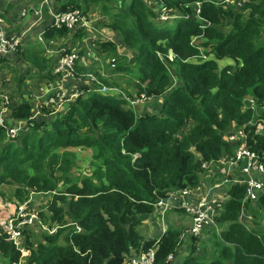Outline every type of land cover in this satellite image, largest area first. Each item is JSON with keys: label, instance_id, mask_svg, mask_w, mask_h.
<instances>
[{"label": "trees", "instance_id": "1", "mask_svg": "<svg viewBox=\"0 0 264 264\" xmlns=\"http://www.w3.org/2000/svg\"><path fill=\"white\" fill-rule=\"evenodd\" d=\"M91 2L105 16V25L135 52V63L124 66L125 56L111 41L97 45L114 56L115 72L129 75L130 93L125 92L146 98L139 107L128 106L123 93L112 90L113 82L101 78L107 92L80 81L81 94L55 119L36 118L30 101L10 104L9 120L25 122L27 128L8 140L0 127V196L9 202H25L33 194L51 198L47 211H39L47 227L40 228V241L31 240L30 228L24 231L30 254L22 258L4 233L0 257L8 264H128L153 247L156 264H176L181 235L189 234L192 218L179 207L163 212L158 202L185 188L215 186L206 178L210 170L222 181L234 177L222 174L218 164L238 144L224 139L227 131L247 132L249 148L264 162V132L256 130V121L264 118V0L241 7L221 0H53L60 12L87 13ZM163 12L174 21L161 24ZM68 32L49 26L44 38ZM71 33L76 40L85 31ZM26 43L17 58L34 69H29L32 74L72 90L54 71L61 55H47L37 36ZM68 47L65 53L74 48ZM89 71L85 58L75 60L74 78ZM246 98L256 99V112L244 109ZM150 105L156 110H148ZM42 109L51 111L45 104ZM80 146L92 152L83 176L84 160L75 150ZM225 190L228 198L216 217L219 231L210 227L207 238L213 257L208 261L200 254L202 249L209 256L206 240L189 235L192 250L182 264H264V192L250 200L241 182L226 184ZM172 211L182 213L180 225L171 221ZM148 217L160 229L151 237L142 229ZM197 246L200 253L193 254Z\"/></svg>", "mask_w": 264, "mask_h": 264}, {"label": "rangeland", "instance_id": "2", "mask_svg": "<svg viewBox=\"0 0 264 264\" xmlns=\"http://www.w3.org/2000/svg\"><path fill=\"white\" fill-rule=\"evenodd\" d=\"M19 1L22 2L25 0H19ZM30 1H34V0H26L25 2H22V4H26V6L22 7L21 10L18 9L20 11L21 16L22 14H24V12H26V10L27 11L30 10V8L28 7ZM147 1L149 4H152L153 2V0H147ZM12 2L17 3L18 0H6L4 5L6 6L8 4H11ZM221 2L227 5V2H223L222 0ZM37 4L39 6H43L44 13H45V8L48 7L52 10H57L55 8L57 6L54 5L53 0H41ZM16 5L19 6L20 5L19 2ZM20 14L17 13L18 15L17 16L13 14L12 11L9 12L10 18H12L13 20L11 24L13 26L9 27V30L11 32L14 33L17 32L18 34H20L23 31L26 32V30H29L31 26H33L30 29L29 31L30 33L27 36V38L25 37L24 41L20 44L21 47L22 46L26 47L27 45L26 39L29 40L31 38L36 39V36L38 35L37 30L39 28H38V23H36L37 16H34V13L31 12L30 10L28 16L25 17L22 16V18L24 19L23 21L20 19ZM84 14L87 16L90 25L92 24L93 26V30L91 31L90 36L83 35L82 37L77 38L75 40L73 39V34L68 32V35L52 37L49 38L48 41H46L43 35H39L40 42L44 44V47L47 48V51L42 46L43 49H45L46 54L49 56L50 54L59 55L64 51H66L69 48L68 46L70 45L73 46L76 43L77 47H75L76 49L72 51V53L75 52L79 56L78 58L86 59L87 66H90L93 70V71H89L91 72L90 74L93 75L95 74V76L100 80V82L101 83L103 82L106 85H107V83H105L106 80L113 82L114 87L112 88V90H118L121 93H123L122 95L129 102L128 106L133 107L134 105V107H139L141 105V101L136 103L133 100L142 97V95L137 96L136 91L133 92L131 89L130 90L134 94L133 96H129L126 93V92L130 93L127 87V81H125L127 80V77L129 75L124 70H119L115 72L114 70L116 68V65H115L114 56L108 57L107 54L104 53L106 50L102 52V50L97 44L99 42H106V41L113 42L117 48V51L120 54V57L125 56V60L121 61V62L125 61L124 66L132 65L135 63V52L129 49L128 46L121 41V37L117 31L105 25L104 23L106 21L105 16L98 10V8L96 9V6L93 4V2L89 4L88 12ZM163 18L165 17L163 16ZM163 18H162V14L158 17V19H160L159 22L161 24H164L165 22L174 21V18H168L166 21H161ZM107 20L111 21L112 19L108 18ZM5 22L8 25L9 19L6 18ZM51 50L53 51L51 52ZM13 54H14L13 58H8L4 62L1 61V59L3 58H0V127L5 128L6 139L8 140L10 138L17 137L20 133L26 131L27 128L25 122L9 120L11 103H14L18 100L30 101L35 106L34 111L36 112V118L40 120L44 118L50 120L53 117L54 119L57 118L60 115L59 112H64L65 110H67L70 107V105H68L70 101L77 98L81 94V88H83L84 85L80 81H86V85L89 86L91 89L93 88L95 89L98 86L96 81L91 80L92 76L89 77L87 74L80 76L82 80H79L78 78H74L72 75L67 78L64 74H62V79L64 81H68L69 83H71L70 87L72 90H66L67 95H63V93H57L56 95L52 96L57 90H59V84L54 86L50 81L41 79V76L35 75V73L33 75L30 70L33 71L34 69L31 68L26 61L17 58V51L13 52ZM11 55L12 54H9V56L7 57H12ZM165 64L166 66H168V63ZM169 67L171 68V65H169ZM97 73H99L100 77ZM20 78H21V82H19ZM101 78L104 79L105 82ZM75 90H78L80 94L74 98L72 96V93ZM50 96L54 98L51 100L52 102L45 103V101L43 100L48 99V97ZM161 98L163 100L164 97L162 96ZM42 104L47 105L51 111L49 113H44L42 109ZM125 106H127V104ZM244 109H247V107L244 106ZM148 110L155 111L156 107L150 105L148 107ZM253 111L256 112L257 109H253ZM260 119L262 121L261 123L263 124V127H258L257 124L256 126L260 132H264V118H260ZM228 132L230 131L225 132L223 137H226V134ZM230 143H234V140H231ZM75 150H77L76 157L79 156L81 160H84V162L81 164V169H82L81 176H83V174L86 172V169L90 165L92 152L91 149L88 148V146H80ZM215 166L216 165H213V167ZM239 167L240 165H232L231 171H236L234 169ZM223 170L226 169L223 168ZM211 171L212 173L210 174ZM208 174L209 175L207 179L212 178L213 181L215 182H219L223 178L221 177L222 176L221 174L213 173V170H210ZM75 175L78 176L79 171H77ZM226 184L228 183H223L222 185H226ZM221 188H223V186ZM259 189L263 190L264 187ZM217 193L221 195L222 190H218ZM247 196L250 199L252 198L249 193L247 194ZM31 198H32V205L37 207L38 212L42 210L47 211L48 205L45 206V204L51 198L49 194H33ZM21 203L23 202H9L6 199H3L2 196H0V235L6 233L5 229L7 223L9 219L12 218V216L19 210V205ZM176 224L180 225L181 222ZM186 225L187 224L184 223V229L185 228L187 229ZM40 228L41 227H38L36 222L30 227V229L34 232V235L31 238V240H33L35 243L39 242L40 239L42 238L41 236L42 233H40L42 232V230ZM42 228L44 230L47 227L44 226ZM162 228H166V226L162 225ZM210 230H211L210 227L206 228L205 230L206 235L202 238L207 242V249H208L207 253L209 254V256L204 254L202 249L200 253L198 247H195V251L192 252L193 254L200 253L202 256L206 257L207 258L206 260L208 261L211 260V258L213 257V253H211L212 245L211 242L207 239L209 238L210 235L212 236V232ZM182 237L184 238V240L182 242L181 247L179 248L180 249L179 255H177L175 259L176 264H182L186 255L191 253L192 250L189 248L190 246H187L189 235L186 236L182 234ZM185 241L187 242V244H185ZM25 244L26 241L24 237V239L22 238V242H21V246L23 248L22 258L30 254V251L25 250L26 247ZM0 264H8V263L2 261V258L0 257Z\"/></svg>", "mask_w": 264, "mask_h": 264}, {"label": "built area", "instance_id": "3", "mask_svg": "<svg viewBox=\"0 0 264 264\" xmlns=\"http://www.w3.org/2000/svg\"><path fill=\"white\" fill-rule=\"evenodd\" d=\"M227 3L238 4V7H241L244 3L249 0H222ZM31 12L34 13V16H37L36 23L40 24L45 20V13L43 10V6H29ZM47 13L50 16V21L48 26H57V27H67L69 31H81L84 29V36H90L91 31L93 30L92 24L90 25L87 16L81 12L80 10H69L66 12H60L56 10H52L48 8ZM29 13L26 10L23 17L28 16ZM163 16L165 18H163ZM0 16V58L9 56V54H13V52L17 51L20 47V44L24 41L25 37L29 35V30L23 31L18 34L17 32H11L9 30V26L5 22L4 18ZM163 20H167L169 16L163 12L162 13ZM3 20V22H2ZM47 26V27H48ZM44 25L38 30L37 38L40 41L39 35H43L46 28ZM46 40V39H45ZM42 43V42H41ZM43 44V43H42ZM47 49V48H46ZM76 48L74 47L72 51ZM53 50H51L52 52ZM63 52L58 58V62L54 67L55 73L64 74L67 78L69 76H74L73 69L75 65V60L79 57L75 52ZM89 77L92 76L91 80L96 81L97 87L95 90H99L103 93L109 90V87L100 82V80L93 74H87ZM95 76V77H94ZM79 80H82L80 76ZM99 85H101L99 87ZM57 93H63V95H67L66 89L62 84H59V90H57L52 96ZM80 94L78 90H75L72 93V96L75 98ZM52 96L45 99V103L52 102L54 99ZM146 97L142 94V97L136 98L133 101L142 103ZM257 101L254 98L245 99L244 106L247 108L257 109ZM47 106V105H46ZM134 107V105H133ZM4 113V112H2ZM2 121V120H1ZM261 119L256 121L258 127H263L261 123ZM256 130L260 132L257 129ZM262 133V132H260ZM225 139L227 141L234 140V143H238L237 147L234 149L232 156L229 159H221V162L226 166L224 167L222 172L226 174L232 173L231 168L232 165H240L239 168H235V170H240L243 174L246 175L245 179H237V182H246V198H248L247 194L249 193L252 197L250 200H255L259 192L262 191L259 188L264 187V162L260 156L253 150H251L248 146V133L244 132L243 129L239 131H232L226 134ZM264 159V158H263ZM229 181V179H226ZM216 187L221 188L222 183H218L215 186L202 185L197 186L194 189L185 188L182 191H178L173 193L168 199L160 200L158 202V206L162 207L163 212L168 208L179 207L185 209L188 214L192 218V223L189 228V232L195 236H200L203 230L206 227L214 226L218 231V223L216 221V217L219 214V210L223 206V202L226 199L225 195L219 196L214 190ZM264 190V189H263ZM37 223L38 227H43V223L40 219V214L38 212L37 207L32 205V198L30 197L25 202L19 205V210L9 219L5 234L6 240L11 241L15 244L17 248L23 251L21 246L22 238L24 239V231L30 228L34 223ZM26 250V249H25ZM173 259V255L169 256V260ZM128 264H156V251L152 247L146 251H142L134 256H132Z\"/></svg>", "mask_w": 264, "mask_h": 264}, {"label": "crops", "instance_id": "4", "mask_svg": "<svg viewBox=\"0 0 264 264\" xmlns=\"http://www.w3.org/2000/svg\"><path fill=\"white\" fill-rule=\"evenodd\" d=\"M5 1L6 0H0V13H2V14H5V16H6V18L7 19H9V23H8V26L9 27H11V26H13V25H11L12 24V18H10V15H9V12L10 11H12V13L13 14H15V15H17V13H19L20 14V11L18 10V9H22V7H24V6H26V4H22V2H25V1H19L18 0V2H19V6L18 5H16L17 3H15V2H12L11 4H8V5H4V3H5ZM41 0H34V1H30V3H29V6H37L38 4V2H40ZM31 4V5H30ZM28 6V7H29ZM18 10V11H17ZM30 11V10H29ZM29 11H28V13H29ZM31 15H32V13H31ZM18 16V15H17ZM20 19L21 20H23L24 21V19L22 18V16H21V14H20ZM45 20L46 21H44V22H41L40 24H38V28L40 29L41 27H42V25H44L45 27H47L48 26V23H49V21H50V16H49V14L46 12L45 13ZM49 27V26H48ZM38 29V30H39ZM47 29V28H46ZM37 30V31H38ZM42 46V45H41ZM73 47H77V45H76V43L73 45ZM223 192H225V194L227 193L226 192V190H222ZM181 215H182V213L181 212H177V211H172L171 212V215H170V217H171V221L173 222V223H180V222H182L183 220H182V218H181ZM188 223V220H187V218L185 219V224H187ZM153 226H154V228H153ZM187 226V225H186ZM142 229H143V231H145L146 232V234L147 235H149L150 237L154 234V233H157V232H159V228H158V226H157V224H156V222H155V220L154 219H152V217H148V219H147V223L146 224H144L143 225V227H142Z\"/></svg>", "mask_w": 264, "mask_h": 264}, {"label": "clouds", "instance_id": "5", "mask_svg": "<svg viewBox=\"0 0 264 264\" xmlns=\"http://www.w3.org/2000/svg\"><path fill=\"white\" fill-rule=\"evenodd\" d=\"M58 11V10H57ZM72 31H69V33H71ZM46 48V47H45ZM263 133V132H262ZM225 139V138H224ZM226 140V139H225ZM228 142H230V141H228ZM237 147V146H236ZM235 147V148H236ZM234 152V151H233ZM224 158L225 159H227V157L226 156H224ZM223 159V158H222ZM218 164H219V166L221 167L220 168V171L222 172V169L226 166L224 163H222L221 162V160L218 162ZM206 166L208 167V169L210 168L209 167V164H206ZM235 170V169H234ZM212 173V171L210 172V174ZM213 173H215L214 171H213ZM215 174H217V173H215ZM222 174H226L225 172H222ZM231 175H233L234 177L233 178H231V179H229V181H226V178H224L223 179V181L222 180H220L219 182H216V183H232V182H237V181H235V180H237V179H245L246 178V176H244L245 174H243L240 170H236V171H232V173H230ZM241 174V175H240ZM222 177V176H221ZM206 178H208V176L206 177ZM209 180H212L213 181V179L212 178H210ZM241 183H244L245 184V195H246V186H247V184H246V182H241ZM223 186V190H225V188H226V185H222ZM264 192V190H262V191H260L259 193L261 194V193H263ZM224 193V195H225V197H226V199L228 198V193H226L225 194V192H223ZM259 196V195H258ZM257 199V198H256ZM192 223V222H191ZM191 223H190V225H189V228H190V226H191ZM212 227V226H211ZM207 228V227H206ZM206 228L203 230V232H202V234L200 235V236H195V237H197V238H203L206 234H205V230H206ZM188 232H189V229H188ZM187 235H193V234H191L190 232H189V234H187ZM186 235V236H187ZM181 239L182 240H184V238L182 237V235H181ZM185 244H187V242L185 241ZM200 244V242L198 243V245ZM198 247V249L200 250V246H197ZM198 252V251H197ZM136 255V254H135Z\"/></svg>", "mask_w": 264, "mask_h": 264}]
</instances>
